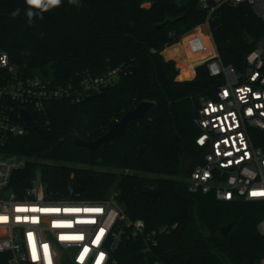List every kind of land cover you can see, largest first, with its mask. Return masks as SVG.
<instances>
[{
	"label": "trees",
	"instance_id": "trees-1",
	"mask_svg": "<svg viewBox=\"0 0 264 264\" xmlns=\"http://www.w3.org/2000/svg\"><path fill=\"white\" fill-rule=\"evenodd\" d=\"M208 1L209 8L201 0H61L47 11L34 9L29 23L25 0H0V50L19 72L35 76L41 71L54 87L74 91L87 76L119 69L115 83L80 102L72 95L49 100L40 114L29 107L34 121L28 133L5 147L28 158L11 178L10 189L18 196L38 176L55 201L97 202L117 192L126 214L144 220L147 231L168 229L153 255H143L137 242L124 240L114 254L118 264L156 259L168 264H260L264 259V232L259 230L264 202L193 195L183 179L203 161L204 152L195 142V109L201 98H214L224 82L211 76L206 64L196 67L193 79H177L180 74L191 78L193 68L212 54L203 25H208L222 63L236 70L244 68L253 48L246 34L255 39L264 35V23L247 5L223 4L211 11L215 3ZM16 9L20 14L12 17ZM166 21L164 29L156 28ZM144 101L153 106L145 118L129 123L125 135L93 154L74 144V136L98 139ZM255 134L256 145L264 148V132ZM157 189L154 200L151 191ZM230 224L225 235L222 228ZM9 258L0 254V264H8Z\"/></svg>",
	"mask_w": 264,
	"mask_h": 264
},
{
	"label": "built area",
	"instance_id": "built-area-1",
	"mask_svg": "<svg viewBox=\"0 0 264 264\" xmlns=\"http://www.w3.org/2000/svg\"><path fill=\"white\" fill-rule=\"evenodd\" d=\"M213 1L211 11L223 4L247 5L264 23V0ZM201 4L210 7L208 0ZM203 26L212 54L199 65L206 64L209 74L224 82L214 98H201L195 109V142L204 152L203 161L183 179L193 195H213L225 202H264V195H252L264 192V148L255 143V132H264V35L256 39L244 68L236 70L222 63L208 25ZM118 73L114 69L103 76H87L80 90L71 91L54 87L43 74L19 72L10 55L0 50V254L10 255L8 264H63L66 253L75 264H118L114 254L124 240L137 242L140 252L148 256L154 254L158 238L168 232L166 227L147 231L144 220L131 219L117 201V192L97 202L55 201L47 197L39 176L22 196L10 189L13 173L25 168L28 160L5 150L13 137L28 133L19 110L32 114L30 107L40 114L45 102L70 95L80 102L115 83ZM259 230L264 232V221ZM149 264L168 263L156 259Z\"/></svg>",
	"mask_w": 264,
	"mask_h": 264
},
{
	"label": "water",
	"instance_id": "water-1",
	"mask_svg": "<svg viewBox=\"0 0 264 264\" xmlns=\"http://www.w3.org/2000/svg\"><path fill=\"white\" fill-rule=\"evenodd\" d=\"M168 24H169V21H166L162 24L157 25L156 28L158 30H162ZM246 37H247L248 45L253 46L256 39L251 37L248 34H246ZM152 106H153V103L150 101L141 102L135 109L126 113L122 117L121 120L111 124L109 131L107 133H105L104 135H102L101 137H99L98 139L93 140V141H87V140H83L77 136H74L73 142L78 147H84V148L89 149L91 151V153L93 154L103 143L108 142V141L114 139L115 137L125 135L127 132V128H128L129 123L133 120H139V119L145 118L146 113L148 112V110ZM19 113H20V119L27 126H31L33 123L32 114L27 109H24V108H21L19 110ZM63 140L64 139H62V141ZM159 193H160V191L158 189L151 191V195L153 196L154 200L157 198ZM231 227H232V224L222 228L223 233L226 235L229 232V230L231 229ZM172 259H173V257H172ZM63 264H75V263L71 260L69 254L66 253L64 255V258H63Z\"/></svg>",
	"mask_w": 264,
	"mask_h": 264
},
{
	"label": "clouds",
	"instance_id": "clouds-1",
	"mask_svg": "<svg viewBox=\"0 0 264 264\" xmlns=\"http://www.w3.org/2000/svg\"><path fill=\"white\" fill-rule=\"evenodd\" d=\"M28 6L25 10V15L28 18V22L31 23L34 15V9H39L40 11H47L51 8L57 7L61 4V0H25ZM70 4L77 3V0H69ZM20 14V9H16L11 13L12 17H16Z\"/></svg>",
	"mask_w": 264,
	"mask_h": 264
},
{
	"label": "crops",
	"instance_id": "crops-1",
	"mask_svg": "<svg viewBox=\"0 0 264 264\" xmlns=\"http://www.w3.org/2000/svg\"><path fill=\"white\" fill-rule=\"evenodd\" d=\"M177 44H180V43H176L175 45H177ZM173 46H174V45H173ZM171 47H172V46H171ZM168 48H169V47H168ZM168 48H166V49H168ZM166 49H165V50H166ZM165 50H164V51H165ZM164 51L162 52L163 55H164ZM164 57H165L167 60H171V59H172V60H175L176 63H177V60H176L175 58H167L165 55H164ZM197 66H199V64H197V65L193 68V76H192L191 79H193V78L195 77V75H196V70H195V69H196ZM177 79H178V78H177ZM178 80H180V79H178ZM181 81H182V80H181Z\"/></svg>",
	"mask_w": 264,
	"mask_h": 264
},
{
	"label": "rangeland",
	"instance_id": "rangeland-1",
	"mask_svg": "<svg viewBox=\"0 0 264 264\" xmlns=\"http://www.w3.org/2000/svg\"><path fill=\"white\" fill-rule=\"evenodd\" d=\"M178 64V63H177ZM177 67H178V65H177ZM49 70V69H48ZM37 74L38 75H42V72L41 71H39V72H37ZM192 78V77H191ZM191 78H188V79H185V78H181V74L178 76V79H180V80H189V79H191Z\"/></svg>",
	"mask_w": 264,
	"mask_h": 264
},
{
	"label": "snow or ice",
	"instance_id": "snow-or-ice-1",
	"mask_svg": "<svg viewBox=\"0 0 264 264\" xmlns=\"http://www.w3.org/2000/svg\"><path fill=\"white\" fill-rule=\"evenodd\" d=\"M252 195H264V192H261V193H252ZM103 231V230H102Z\"/></svg>",
	"mask_w": 264,
	"mask_h": 264
}]
</instances>
